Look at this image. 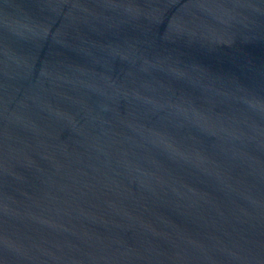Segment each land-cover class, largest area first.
Listing matches in <instances>:
<instances>
[{"label": "water", "instance_id": "water-1", "mask_svg": "<svg viewBox=\"0 0 264 264\" xmlns=\"http://www.w3.org/2000/svg\"><path fill=\"white\" fill-rule=\"evenodd\" d=\"M0 264H264V0H0Z\"/></svg>", "mask_w": 264, "mask_h": 264}]
</instances>
